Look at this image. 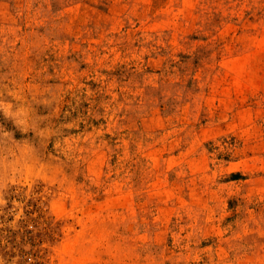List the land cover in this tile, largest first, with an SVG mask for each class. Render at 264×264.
<instances>
[{
	"label": "rangeland",
	"instance_id": "1",
	"mask_svg": "<svg viewBox=\"0 0 264 264\" xmlns=\"http://www.w3.org/2000/svg\"><path fill=\"white\" fill-rule=\"evenodd\" d=\"M0 264H264V0H0Z\"/></svg>",
	"mask_w": 264,
	"mask_h": 264
}]
</instances>
